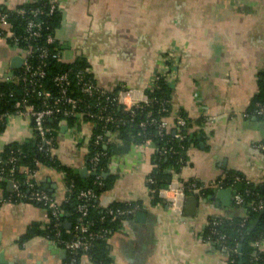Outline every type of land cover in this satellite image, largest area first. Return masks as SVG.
I'll list each match as a JSON object with an SVG mask.
<instances>
[{"label": "crops", "instance_id": "1", "mask_svg": "<svg viewBox=\"0 0 264 264\" xmlns=\"http://www.w3.org/2000/svg\"><path fill=\"white\" fill-rule=\"evenodd\" d=\"M35 1L0 0V7L16 11ZM52 1L63 15L56 36L69 47L66 63L85 59L101 88L118 83L141 92L142 98L162 54L171 48L180 51L167 122L173 129L175 118L186 116L192 122L190 133L199 140L186 152L181 181L209 184L226 172H237L264 185V153L254 149L264 142V122L244 117L259 93L258 77L264 72V0ZM10 56L7 40L0 38V83L12 74ZM63 128L53 154L61 164L79 171L84 158L74 151ZM29 136L30 121L14 118L0 135V154L5 146ZM114 143L122 145L119 139ZM156 153L150 141L131 145L109 160L105 174L111 186L100 197V205L136 203L145 212L141 221L136 214L123 222L110 238L114 264H223L224 253L201 239L209 219L239 212L232 203L223 207L207 198H199L195 217L186 214L185 206L178 213L162 199L155 205L147 179L155 170ZM36 181L58 201L67 198L68 188L56 169L41 166ZM47 219L48 212L32 204L0 206V252L5 264H63L46 237L35 235L21 242L31 227L42 229ZM81 264L93 263L83 258Z\"/></svg>", "mask_w": 264, "mask_h": 264}, {"label": "trees", "instance_id": "2", "mask_svg": "<svg viewBox=\"0 0 264 264\" xmlns=\"http://www.w3.org/2000/svg\"><path fill=\"white\" fill-rule=\"evenodd\" d=\"M20 9L24 10L26 13L24 15H19L17 10ZM37 9L42 12L37 17H33L29 14V12ZM17 10L10 11L0 7V14H6L8 16V21L12 25V32L14 36L20 40L18 44L19 47L23 49L29 45L33 47L34 53L29 59V62L35 70L40 68L43 69L46 76L43 80H40V84L56 95L59 93V90L53 83L55 76L71 70L74 73L84 71L90 68V66L87 61L82 58H76L73 63H58L51 58V56L59 50L60 45L58 43L48 45L46 39L49 35H55L61 28L63 15L58 10L54 12L51 11L49 0H36L33 3L20 6ZM30 19H35L43 24L42 37L37 40H31L30 43H26L23 39L27 37L26 27ZM6 40L8 43L12 41V39ZM43 49L47 50L50 54L49 58L45 60V66L42 65V59H40V53ZM14 73L19 77L25 76L23 69L14 70ZM88 78L93 79V76L90 75ZM258 78L259 93L255 96L246 114L248 115L247 119L255 117L259 121L264 122L263 118L255 115L256 105L264 104V72L260 73ZM32 80L34 82L36 79ZM32 90L33 87L30 86L29 82L21 81L18 84L7 82L0 83V135L8 131L7 126L1 121V118L22 110L25 103L34 105L35 108H41L42 101L32 93ZM69 90L74 92V94H72L73 97H77L81 101L80 105L83 109H86L92 114L98 112V109L95 107L97 104L96 99L89 98L81 93L80 86L76 80L72 81ZM173 92L174 90L171 88L170 84H167L163 79L159 80L155 89L148 92V96L152 100H155L154 104L148 107L144 106L143 109L137 110L134 117H132L130 113H125L122 107L120 108L113 103H104L107 113L118 121L114 125H109L108 128L114 130V132L118 131V139L121 141L122 145L112 143L108 145L106 149L102 146L92 147V150L94 149L96 152L100 151L107 154L99 164L98 170L102 175L100 180L102 185H99V181H97L96 177L83 179L79 176V171L72 166L63 165L55 157H51L50 154L40 151V147L44 145L41 139L27 140L24 143H12L5 146L0 154V161L2 163L0 164V170L4 169L8 175L0 179V189H2L4 193V198L11 199L13 204H26V202H21L12 192L8 191L9 184L6 181L9 179L18 181L22 193L28 194V188L25 184L27 175L22 169L38 171L41 166H45L54 168L59 173H65L67 175L65 180L67 188L69 189L71 185H74V188H72L71 192H68V197L62 204V209L65 211L66 216L61 218L60 229L62 239H71L72 235L67 232L73 230V226L76 225L80 217L77 212L78 205L81 204V201L78 199L79 193L92 189L100 199L111 186V178L103 176V174L108 172L109 160L116 155L125 153L131 145L144 144L147 141H151L156 145L157 153L155 156V170L150 177L153 179L154 183L148 184V188L153 203L155 205L160 204L161 200L158 197V191L167 188L171 183L172 175L170 171L175 170L177 173H180L185 165V155L188 148L199 141L198 135L190 133L192 122L184 115L181 116L188 121L186 128H182L178 131L173 129L168 134L161 137L154 125H147L146 129L143 131V135L141 137L138 136V134L142 132L140 128L141 123L149 121L151 117L160 118L163 116V114L159 113V110L162 105H166L172 100ZM167 109H171L170 105L167 106ZM150 114L152 115L151 117L149 116ZM62 119V115H58L47 122V127L54 131L52 135L57 136V133L60 132L61 127L59 126V121ZM68 123L69 126H72L74 120L70 119ZM101 132L102 131L98 128L94 135L100 134ZM175 133L184 136V140L181 141L176 139ZM164 147L172 148L174 152L170 155L163 156L160 151ZM11 158H15L17 169L13 170V166L10 163ZM236 177L241 179V182L235 185V188L237 193L243 198L244 204L242 207H235L233 205L235 211L239 212V214L235 213L230 218L223 219V224L219 228V231L227 236L226 245L228 246V251L224 249L220 251L224 253L227 258V264H240V262H242V264H264V252L258 253L252 246L256 241H264V209L257 212L250 206L251 203H255L256 205L264 203V185H255L237 172H226L218 179L223 181L225 187H230ZM35 184L37 190L45 191L37 181ZM212 194L213 192L209 191L206 198ZM99 199L91 203L87 220L93 223L91 227L92 232L99 233L103 230H108V238H111L116 231L122 228L123 222L133 219L134 216H127L115 222H111L108 218L103 220L106 216V209L129 210L135 207L140 208V205L136 203L112 204L108 207H102L99 203ZM51 219V214L48 212L47 229L43 230L39 225L33 226L29 229L28 234L21 242L25 243L35 235H42L50 241L57 240L56 228L54 227L55 223L54 221L51 222ZM256 222V226L250 231ZM66 223L69 224V228H66ZM209 235H211V230L207 228L204 232V236L207 237ZM240 245L242 246L241 253H236L234 250H238ZM215 247L217 248L218 246ZM91 258L93 264H112L109 244L106 241L96 242L91 250ZM81 260V255L75 256L68 254L63 264H81Z\"/></svg>", "mask_w": 264, "mask_h": 264}, {"label": "built area", "instance_id": "3", "mask_svg": "<svg viewBox=\"0 0 264 264\" xmlns=\"http://www.w3.org/2000/svg\"><path fill=\"white\" fill-rule=\"evenodd\" d=\"M51 11L56 10L60 11L56 2L49 0ZM19 15H24L26 12L24 10H17ZM42 12L37 9L29 12L33 17H37ZM12 25L8 21V16L6 14H0V37L4 39H12V43H8V48L10 51L11 62L15 58L22 59L23 63L19 69L12 68V74L5 79L7 83L18 84L19 82H29L30 86L33 87L32 93H34L39 100L42 101L41 108H35L34 105L25 103L22 110L17 111L14 114L5 116L1 118V121L9 128L12 124L13 119L16 117H25L30 121V136L27 140H36L41 139L43 146L40 147V151L48 153L51 157H55L53 152L57 145V136L52 135L54 132L51 128L47 127V122L62 115L63 119L59 121L60 127H65L67 130V140L73 146L74 151L77 152L80 156L84 158V167L88 169V173H97L95 176L99 185H102L100 182L101 174L99 173V164L102 159H104L107 154L105 152L92 150V147L102 146L104 149L108 145L115 142L119 137L118 131L111 130L108 128L109 125H114L118 121L107 113V109L104 103H113L118 107H122L125 113H130L132 117L136 115V111L143 109L144 106L148 107L154 104L155 100H152L148 96V92H151L155 89L157 82L163 79L167 84L173 85L177 78V70L179 67V57L180 51L177 48H171L165 53L162 54L155 75L151 80L150 85L146 91V94L140 98L142 95L141 92L130 89L126 85L122 84H113L106 88H101L96 83V77L94 70L90 67L84 71L72 72L68 71L63 74H59L54 77L53 83L55 87L59 90L58 94H54L51 91L44 88L40 84V80L45 78V72L43 69L35 70L29 62L32 54L34 53L33 47L30 45L26 48L19 47L20 40L16 38L12 32ZM43 24L40 21L35 19H30L27 23L26 33L27 37L23 40L26 43H30L31 40H37L42 37ZM57 34V33H56ZM49 35L47 37V44L53 45L58 43L59 50L54 53L51 58L58 63H66L64 53L69 49L66 43H61L57 36ZM49 53L47 50H41L40 59H42V65L45 66V60L49 58ZM24 70V77H19L14 73V70ZM92 75L93 79L88 78ZM74 77V78H73ZM32 79H36L33 80ZM76 80L80 86V92L89 98L96 99V109L98 112L92 114L86 109L81 107V101L77 97H73V91L69 90L72 85V81ZM141 94V95H140ZM172 100L166 105H162L159 113L163 114L160 118H153L150 114L149 121L143 122L140 124L142 132L138 134L139 137L143 135V131L146 129L147 125H154L161 137L165 134H168L170 131L175 129L178 131L182 128H186L188 121L186 118L181 115L175 118V124L173 129L170 127L167 122V118L171 114V109L168 110L167 106H172ZM90 108V106H89ZM255 115L264 119V104H257ZM245 118H248V115L244 114ZM74 120V124L69 126L68 120ZM89 119V120H88ZM100 129L102 132L100 134L94 135L97 129ZM177 129V130H176ZM174 131V132H175ZM175 137L178 140H184V136L179 133H175ZM24 140L20 143H24ZM150 141L145 142L144 144ZM254 149H257L264 153V142L254 145ZM174 152L172 148L164 147L160 153L163 156L170 155ZM10 163L13 166V170L16 168L15 158H11ZM0 164L1 161H0ZM22 171L27 175L26 186L28 188V194L22 193L20 190V184L14 179L5 180L12 184V193L14 196L21 202H26V204L37 205L50 212L51 222L54 221V227L56 228V238L57 240H52L50 243L53 246H56L59 249H64L67 252V255H81L82 259L86 258L92 263L91 250L94 247L95 243L98 241H106L109 244L110 238H108V230H103L102 232L95 233L91 231L93 223L87 220L89 216V208L93 201L99 199L98 195L94 190L89 189L82 191L78 195V199L81 201V204L78 205L77 212L80 217L73 230L68 231V234H71V239L65 240L61 238V218L66 216L65 211L62 209L63 202L58 201L52 195H49L46 191H40L36 189V176L37 171L31 169H22ZM172 175L171 183L167 188H163L158 191V197L162 200H165L167 204L176 212L182 213L184 210L186 199L190 196H196L200 199H206V195L209 191L213 193L215 191L222 190H231L235 192L232 196V204L235 207H242L244 204L243 198L237 193L235 185L241 182L239 177H236L233 184L230 187H225V184L222 180L217 179L209 184H201L196 181L185 183L180 180L179 173L175 170L170 171ZM62 179L66 180V174L60 172ZM8 176L4 169L0 170V179L1 177ZM154 183L152 178L147 179V185ZM74 185L69 186L68 192H71ZM68 197V196H67ZM67 199V198H66ZM65 199V201H66ZM64 201V202H65ZM5 204H13L11 199L0 198V206ZM255 211H262L264 209V203L256 205L255 203L250 204ZM140 208L135 207L129 210H114L106 209L105 218L110 219L111 222L118 221L119 219L126 218L127 216H135L139 212ZM223 217L215 216L209 219L206 223V229L211 230V235L201 239L202 242L206 245L218 246L225 251H228V246L226 245L227 236L224 233L219 231V228L223 224ZM46 223L42 229H47ZM264 241H256L252 244L256 252H263ZM238 253V250H234ZM110 258L112 259V264H114V257L110 250ZM74 264V263H73ZM227 264V260L223 262Z\"/></svg>", "mask_w": 264, "mask_h": 264}, {"label": "water", "instance_id": "4", "mask_svg": "<svg viewBox=\"0 0 264 264\" xmlns=\"http://www.w3.org/2000/svg\"><path fill=\"white\" fill-rule=\"evenodd\" d=\"M22 59L20 58H15L11 62V67L14 69H19L22 66ZM171 88H174V85H171ZM66 128H63L62 131H65ZM97 173H88L87 168H82L79 170V176L83 179H87L89 177H95ZM104 177H106V174H103ZM8 191H12V184L9 183L8 185ZM235 194V192L231 190H222V191H215L211 196L207 197V201H220L221 205L223 207H230L232 203V196ZM217 204V203H216ZM199 207V198L196 196H190L186 199L185 202V212L189 217H195L198 211ZM137 221H141L142 219L145 218V212L144 211H139L137 213ZM257 222L253 225V227L250 229V231L253 230V228L256 226ZM66 228H69V224L66 223ZM241 248L242 246L240 245L238 248V252L241 253ZM218 250H221L220 247H217ZM53 254L59 255V257L63 260L66 259L67 257V252L64 249H59L56 246L52 247ZM241 257V256H240ZM6 261L4 259V252H0V264H5ZM242 264V262H240Z\"/></svg>", "mask_w": 264, "mask_h": 264}, {"label": "rangeland", "instance_id": "5", "mask_svg": "<svg viewBox=\"0 0 264 264\" xmlns=\"http://www.w3.org/2000/svg\"><path fill=\"white\" fill-rule=\"evenodd\" d=\"M59 41H60L61 43H65L64 41H61L60 39H59Z\"/></svg>", "mask_w": 264, "mask_h": 264}]
</instances>
